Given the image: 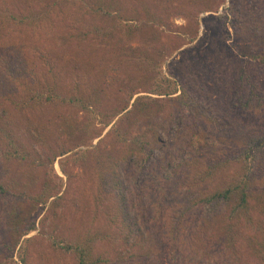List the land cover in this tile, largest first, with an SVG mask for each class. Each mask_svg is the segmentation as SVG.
Masks as SVG:
<instances>
[{"label": "rangeland", "instance_id": "1", "mask_svg": "<svg viewBox=\"0 0 264 264\" xmlns=\"http://www.w3.org/2000/svg\"><path fill=\"white\" fill-rule=\"evenodd\" d=\"M92 1L95 8L100 4L98 1L111 4L117 13L111 16L105 11L93 10L88 0H0L2 8L43 17L42 26L35 31L32 27L24 32L15 26L11 30L9 26L0 28V99L7 104L9 113V116H0V121L17 130L31 151L30 160L25 163L4 164L0 158V177L6 184L10 183V177H18L22 183L30 185L27 191L31 192L40 190L44 184L52 185L54 189V196L48 203H37L22 195L10 204V197H0V203H6L8 212L11 207L17 213L16 220H26L27 224L20 231L23 232L33 222L37 225L28 234L17 232L15 237L14 232L6 229L10 224L5 226L6 242L10 245L19 240V243L14 244L11 252L0 248V264H22L19 255L21 245L27 248L29 264H77L73 253H65L54 245L57 235L75 238L88 229H110L105 214L108 203L105 201L100 206L96 199L99 182L93 150L99 147L97 153L108 161L106 153L115 151L111 144V127L115 124L127 128L128 124L120 123V115H114L129 104L130 99L129 108L137 96L155 98V110H159L155 119L160 120V123L152 122L155 124L153 132L150 130L153 125L142 115L137 128L132 131L133 134H139V131L155 133L159 144L139 162H144L142 166L137 164L131 169L132 173L135 168L140 171L137 183L147 186L145 198L150 209L147 223L142 225L143 234L136 230L137 233L130 238L131 243L144 239L152 228L151 224L155 222L152 218L154 200L160 197L163 207H168L191 192L188 186L164 187L162 179L156 184L151 183L161 173V162L171 159L170 152L178 140L193 137V132H196L199 134L196 136L203 135L206 152H211L212 143H215L217 148H226L228 156L235 150L244 151L253 137H260L263 141L264 68L260 58L256 59L254 54L264 55V0ZM3 34L5 38L2 39ZM10 51H13L11 55ZM22 51L23 56L15 61L14 56ZM9 64L13 73L9 71ZM209 66L214 72L215 66L225 68L229 76L225 77L229 80L228 87H224L222 82L214 85L211 76L204 71ZM50 68L53 69L51 73ZM242 74L250 75L248 82L254 84L252 95L247 85L236 86L238 81L235 79ZM47 77L72 92L79 93L80 86L89 93L97 92L100 106L94 109V116L72 106L42 107L33 103L24 109L25 101L22 99L28 98L31 87ZM164 77L177 83L188 82L201 97L200 102L202 98L207 100L210 114L219 115V122L201 118L197 121L196 130L190 122H186L187 125L175 122L171 116L175 99L149 92L161 80L166 84ZM230 79L233 80L232 85ZM2 110L0 103V112ZM63 111L79 121L90 122L94 128L78 133L79 136L71 140L67 131H62ZM58 145H65L70 150L58 157L63 167L57 159L52 171L49 149L56 150ZM2 147L0 140V152ZM79 150H87L91 154L87 162L75 161L80 157L75 154ZM31 161H34L33 169ZM257 164L253 204L258 219L264 222V152ZM231 170L235 171L234 168ZM159 185L164 187V193ZM57 196L61 199L53 203ZM17 223L13 221L10 226ZM245 239H241L239 263L230 257L219 260L204 257L199 258L202 260L200 264L264 263L254 259V250ZM108 246L112 260L117 258L118 250L127 251L119 243L109 242ZM164 250L157 261L159 264H171V251L169 248ZM132 251L140 253V245Z\"/></svg>", "mask_w": 264, "mask_h": 264}, {"label": "trees", "instance_id": "2", "mask_svg": "<svg viewBox=\"0 0 264 264\" xmlns=\"http://www.w3.org/2000/svg\"><path fill=\"white\" fill-rule=\"evenodd\" d=\"M88 1L93 10L105 11L111 16L117 13L114 12L111 4L98 1L100 4L95 8L93 6L95 2ZM90 4L88 3V5ZM42 23L43 17L41 16L19 14L9 8L0 7V28L9 26L11 30L12 26H15L14 28L24 32V30L32 27L35 31L42 26ZM3 38H5L4 34L2 35ZM12 52L10 51V55ZM22 53L24 52L14 56L15 61L23 56ZM254 56L256 59L260 58L259 62L264 68V55L256 53ZM10 64L12 65L11 61ZM10 64L9 71L13 73ZM224 66L226 67V64ZM211 67L204 68V71L211 76L214 85L222 82L224 87H228L229 80L227 81L225 77L229 76L225 68L215 66L214 72ZM52 71L53 69L50 68L49 72ZM235 80L238 81L236 86L247 85L249 94L253 93L254 84L248 82L250 75L242 74L240 78ZM164 81L167 83L165 84L161 80L149 92L160 95L166 94L175 99V108L171 112L175 122L185 125H187L186 122H190L195 130L197 129V121L201 118L208 119L212 123L219 122V115L210 114L207 100L202 98V102H200L201 97L197 95L188 82L177 83L176 80L168 77H164ZM232 81L230 79V85H232ZM84 88L80 86L79 93L75 90L72 92L57 81L47 77L37 82L35 87H31L28 98L25 96L24 99H20L25 101L24 109L30 108L33 103H38V106L42 107L45 105L61 108L72 106L85 110L87 115L94 116V109L100 106L98 93H89ZM154 99L149 95L137 96L131 108H129L130 99L129 104L115 113L114 116L120 115V123H128L127 128L120 125L115 126V124L111 127L113 132L111 144L114 145L115 150L113 153L118 156L107 152L108 161H104L102 159L104 155L97 153L100 151L99 147L93 150V160L97 162L99 182L96 199L98 198L97 202L100 206L105 201L108 203L105 214L110 229L96 231L88 229L75 238L59 234L54 245L65 253H73L77 259V264H159L157 260H160L161 253L165 248H169L171 251L169 252V257L172 258L171 264H200L202 260L199 258L204 257L209 260L230 257L239 263L241 261L239 258L241 239L246 238L245 240L254 250V259L264 261V222L258 219L255 204H253L255 199L253 187L255 170L264 152V137L262 141L257 136L252 138L244 151L235 150L231 156H228L226 148H217L215 143H212L211 152H206L203 135L196 136L199 135L196 132H193V137L186 136L178 140L174 150L170 152L171 159L161 162V173L155 176L151 183L156 184L157 180L162 179V182L165 183L164 187L170 185H174V188L176 186L179 188L188 186L191 192L181 201L173 202L168 207H163L162 201L159 200L160 197L158 200H154L152 202V218L155 220V224H151L152 228L147 231L144 239H136L132 243L130 242V238L137 233L136 230L143 234L142 225L147 223L145 221L150 215L148 202L145 198L147 186L137 183L140 171L135 168L134 173H132L131 169L137 164L142 166L144 162L142 161V164L139 162L144 160L145 155H150L159 144L158 135L155 133L151 135L148 131H139V134H133L132 131L137 128L139 118L142 115L150 124L152 122L160 123L159 118L155 119L159 116V110H155L156 100ZM28 101L30 105H28ZM0 103L3 109L0 116H9L7 104L1 102V99ZM61 116L64 118L62 131H67L71 140L79 136L78 133L86 132L90 127L91 129L94 128L90 122L79 121L78 118L66 111H63ZM152 125L150 130L154 132L155 124ZM0 130V140L3 146L0 158L4 164L29 161L31 151L22 135L17 130L5 125L3 120L0 121ZM58 146L59 148L56 150L49 149L51 157L48 155V159L52 164V171H54V164L58 157L67 154L70 150L65 145ZM79 151L75 152L80 156L75 161L87 162L91 154H88L87 150ZM207 154H209V158ZM202 158L204 159L203 162L199 163ZM31 162L30 167L32 166L33 169L34 161ZM58 162L63 167L61 158L58 159ZM236 165L240 167H236ZM5 166L7 169V165ZM230 168H234L235 171H230ZM38 175H40L39 172ZM179 176H181L180 179L174 180ZM29 186L15 176L10 177V183L7 184L0 177V197L5 199L10 197V204H13L14 200L22 195L32 198L37 203H48L54 196L52 185L44 184L40 190L37 189L34 192L27 191ZM158 187L164 193V187L161 185ZM60 199L61 196H57L52 202L57 203ZM16 216L17 213L11 207L8 212L6 203H0V248L5 252H11L14 250V244L19 243V240L10 243V245L6 242L3 234L5 226L11 225L13 221L19 222L14 227L10 225V227H6L7 230L14 232L15 237L17 232H22L19 229L27 224L23 218L21 221L16 220ZM36 228L37 225L33 222L26 226L22 234H28ZM140 229L142 230L140 231ZM28 240H31V237ZM107 242L110 244L119 243V245L126 247L127 251L118 250L117 258L112 260L108 254L110 248ZM136 245H140V253L138 254L132 251ZM200 251L202 253L199 255ZM19 255L22 264H29L27 248L21 245ZM246 264L251 263L247 261Z\"/></svg>", "mask_w": 264, "mask_h": 264}]
</instances>
